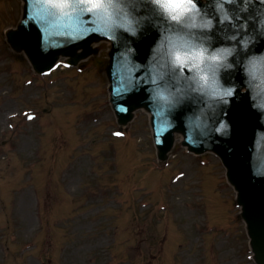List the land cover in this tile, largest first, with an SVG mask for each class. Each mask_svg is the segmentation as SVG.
<instances>
[{"label": "rangeland", "instance_id": "374dc122", "mask_svg": "<svg viewBox=\"0 0 264 264\" xmlns=\"http://www.w3.org/2000/svg\"><path fill=\"white\" fill-rule=\"evenodd\" d=\"M20 5L0 0V264H254L218 158L159 167L146 114L113 138L105 52L26 83L4 45Z\"/></svg>", "mask_w": 264, "mask_h": 264}, {"label": "clouds", "instance_id": "9594fccd", "mask_svg": "<svg viewBox=\"0 0 264 264\" xmlns=\"http://www.w3.org/2000/svg\"><path fill=\"white\" fill-rule=\"evenodd\" d=\"M22 2L26 17L20 23L28 32L35 27L44 55L92 36L117 49L109 82L114 109L127 115L129 107L122 100L143 90L156 145L162 146L172 132L189 147L211 152L220 139H231L227 110L232 101L247 96L262 126L254 130L248 148L251 173L264 179V0ZM148 38L152 43L141 62L135 45ZM63 57L64 67H71ZM181 111L183 134L174 131Z\"/></svg>", "mask_w": 264, "mask_h": 264}, {"label": "water", "instance_id": "95a60500", "mask_svg": "<svg viewBox=\"0 0 264 264\" xmlns=\"http://www.w3.org/2000/svg\"><path fill=\"white\" fill-rule=\"evenodd\" d=\"M24 16L26 17V7L24 10ZM10 37L9 41L12 48L17 52L24 51L27 57H29L34 69L39 73L51 70L60 55H69L72 57L70 63H77L80 58H86L91 55V53H97V51L91 49L90 43L96 40L99 41L100 39L99 37L92 36L81 44L44 55L40 50V35L34 26L32 31L28 32L25 31L24 26L20 24L19 30L11 33ZM151 43L152 38H148L135 45L139 52V55L136 58L141 62L145 60ZM81 48L84 52L82 55L80 54V56H78L77 49ZM260 48H264V43L260 45ZM257 50L259 51L260 49L258 48ZM116 51L117 49L113 47L109 55L110 60L105 67L110 83L112 60ZM145 99V92L141 90L138 94L133 93L128 96L126 100H122V102L129 107L128 114L123 115L115 111L111 97V104L121 126L128 125L133 120L136 111L143 108L145 111L147 110V105L143 103ZM183 114V111H181L175 116L176 121H178V127L174 131L181 134L185 131L181 120ZM227 119L232 125L231 139L222 140L219 137H216L215 139H220V144H214L211 152L221 157L228 169L230 183H232L238 191L239 203L243 206V218L248 225V234L252 240V247L256 255L255 259L258 264H264V179H254L252 176L250 165L251 153L248 151V148L253 142L254 130L262 126L258 124L257 113L250 109L247 96L242 97L239 103H237L236 100L232 101L231 108L227 110ZM175 136L176 135L172 132H169L164 137L163 145H157L159 149L158 155L161 160H166L168 158V154L175 143ZM182 145L186 146L189 151L198 154L209 151L204 147L191 148L186 143H182ZM229 147L233 149L231 153L227 150Z\"/></svg>", "mask_w": 264, "mask_h": 264}]
</instances>
